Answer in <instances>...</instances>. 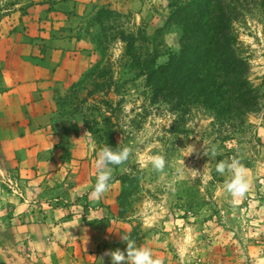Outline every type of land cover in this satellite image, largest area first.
<instances>
[{
  "label": "rangeland",
  "instance_id": "374dc122",
  "mask_svg": "<svg viewBox=\"0 0 264 264\" xmlns=\"http://www.w3.org/2000/svg\"><path fill=\"white\" fill-rule=\"evenodd\" d=\"M78 2L0 0V17L18 11L21 19L31 15L42 21L46 13L48 24L59 19L63 25L42 39L51 45L70 32L78 36L83 31L96 38L95 52L98 48L100 55L96 52L92 65L102 61L100 68L65 89L54 87L61 102L56 114L61 126H68L77 136L83 131L89 145L92 186L102 148L132 149L124 166H113L107 189L114 197L110 208L114 205L115 212H110L104 224L113 220L114 228L104 240L86 246L84 258L79 250V257L68 262L101 264L102 259L103 264H111L106 253L125 251L122 235H126L137 246L150 249L162 264H264V96L260 108L247 115L245 127L235 135L238 139L226 140L227 130L219 129L204 107L182 116L166 101L154 102L145 76L132 65L126 41L118 37L121 31L133 35L135 51L142 59L157 56V64L165 63L171 52L180 49L181 30L167 23L172 0H100L105 3L90 1L82 9H77ZM102 7L119 13L104 14L99 11ZM55 12L62 13L60 18ZM241 13L234 27L249 62L250 80L264 95V9ZM98 14L102 24L94 22ZM213 148L215 156L211 155ZM153 155L166 160L160 172L149 164L141 166V161ZM233 159L245 168L250 183L243 198H233L226 191L231 173L216 171L217 163ZM7 169L22 188L19 176ZM6 178L1 175V182L9 189ZM78 205L85 211L88 199H79ZM12 251L11 247L0 251V264H37L28 245L15 250L24 255L19 260Z\"/></svg>",
  "mask_w": 264,
  "mask_h": 264
},
{
  "label": "crops",
  "instance_id": "0c3cea01",
  "mask_svg": "<svg viewBox=\"0 0 264 264\" xmlns=\"http://www.w3.org/2000/svg\"><path fill=\"white\" fill-rule=\"evenodd\" d=\"M77 1V9L90 1L105 3ZM55 13L60 18L62 13ZM46 16L21 19L12 11L0 17V251L11 247L19 260L24 255L15 250L28 245L37 264H70L79 250L84 258L86 246L110 234L113 220L104 223L115 207L110 208L114 197L107 191L98 201L90 197L94 166L89 145L83 131L63 134L56 116L54 87L67 88L90 68L95 39L87 32H70L51 45L44 40L63 23L56 19L49 25ZM7 167L21 179L22 194L1 182V175H11ZM83 198L89 203L85 211L78 205Z\"/></svg>",
  "mask_w": 264,
  "mask_h": 264
},
{
  "label": "trees",
  "instance_id": "16d2710c",
  "mask_svg": "<svg viewBox=\"0 0 264 264\" xmlns=\"http://www.w3.org/2000/svg\"><path fill=\"white\" fill-rule=\"evenodd\" d=\"M249 7L264 9V0H172L167 23L181 30L180 49L162 64H157V56L142 59L135 51L133 35L121 31L118 36L127 43L133 67L152 88L154 102L164 100L182 116L204 107L216 126L227 130L226 140L238 139L235 135L245 127L247 115L260 108L264 96L250 80L249 62L234 27L242 10ZM99 11L119 13L106 7ZM101 18L98 14L95 24H102ZM96 52L100 55L98 48ZM101 63L92 65L81 79L91 76Z\"/></svg>",
  "mask_w": 264,
  "mask_h": 264
},
{
  "label": "clouds",
  "instance_id": "9594fccd",
  "mask_svg": "<svg viewBox=\"0 0 264 264\" xmlns=\"http://www.w3.org/2000/svg\"><path fill=\"white\" fill-rule=\"evenodd\" d=\"M205 155H209L204 151ZM216 150H211V155L215 156ZM132 155V149L124 146L119 149L104 147L97 153L95 163L96 179L90 197L99 200L107 191L113 177V166H124ZM141 166L145 164L151 165L152 169L157 172L165 168L166 160L162 155H153L147 161H141ZM126 170V169H125ZM216 171L224 174L226 171L231 173V179L226 184V191L233 198H243L249 191L250 183L246 177L245 168L239 160L233 159L230 162L220 161L216 165ZM194 179V177H193ZM122 239L126 241L125 251L120 249L111 250L106 253L110 256L111 264H162L161 259L155 258L150 249L137 246L135 241L128 236L122 235ZM101 264L103 261L101 259Z\"/></svg>",
  "mask_w": 264,
  "mask_h": 264
},
{
  "label": "built area",
  "instance_id": "2783aa9c",
  "mask_svg": "<svg viewBox=\"0 0 264 264\" xmlns=\"http://www.w3.org/2000/svg\"><path fill=\"white\" fill-rule=\"evenodd\" d=\"M7 177L8 178H6V181H4V183L7 185L9 190L11 189L14 193L22 194V188L20 187L18 180L11 178L10 175H7Z\"/></svg>",
  "mask_w": 264,
  "mask_h": 264
}]
</instances>
